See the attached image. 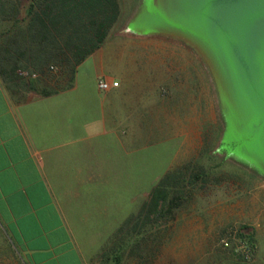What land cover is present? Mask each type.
<instances>
[{
	"label": "crops",
	"instance_id": "1",
	"mask_svg": "<svg viewBox=\"0 0 264 264\" xmlns=\"http://www.w3.org/2000/svg\"><path fill=\"white\" fill-rule=\"evenodd\" d=\"M118 1L119 20L95 50L93 3L0 0V220L29 264H91L102 249L85 252L77 227L93 210L106 220L133 156L158 146L144 126L174 123L164 56L138 47L162 40L133 30L143 0ZM99 80L119 87L101 90ZM165 250L176 249L157 245L150 264Z\"/></svg>",
	"mask_w": 264,
	"mask_h": 264
},
{
	"label": "rangeland",
	"instance_id": "2",
	"mask_svg": "<svg viewBox=\"0 0 264 264\" xmlns=\"http://www.w3.org/2000/svg\"><path fill=\"white\" fill-rule=\"evenodd\" d=\"M151 1L143 0L144 9ZM144 36L162 40L138 47L143 48L139 52L164 56V68L160 71L164 75V107L173 113V119L168 122L174 123L144 126L146 129L142 130L152 139L149 143L158 146L142 149V153L133 156L131 173L126 170L121 175L126 187L117 190L116 203L109 217L101 220L93 210L87 222L77 227V241L91 255L109 244L111 237L104 235L115 233L124 221L118 224L115 214H126V219L137 212L145 198L149 199L155 177L163 176L171 155L179 154L174 157L170 170L193 161L204 166L211 178L206 188L199 189L193 202L178 216L170 235L174 229L179 232H174L172 241L165 242L178 251L166 253L169 250H165L164 258L159 256L155 264H237L219 243L227 227H248L254 233L255 253L247 262L238 264H254L259 258L264 262V243H259L264 236H255L264 234V174L248 161L227 157L229 123L209 65L199 50L182 38L158 33ZM145 153L144 158L139 155ZM132 198L137 201L132 202ZM0 264H29L2 220ZM91 264L102 263L94 256Z\"/></svg>",
	"mask_w": 264,
	"mask_h": 264
},
{
	"label": "water",
	"instance_id": "3",
	"mask_svg": "<svg viewBox=\"0 0 264 264\" xmlns=\"http://www.w3.org/2000/svg\"><path fill=\"white\" fill-rule=\"evenodd\" d=\"M133 30L182 38L202 54L229 123L226 146L264 174V0H152Z\"/></svg>",
	"mask_w": 264,
	"mask_h": 264
},
{
	"label": "trees",
	"instance_id": "4",
	"mask_svg": "<svg viewBox=\"0 0 264 264\" xmlns=\"http://www.w3.org/2000/svg\"><path fill=\"white\" fill-rule=\"evenodd\" d=\"M85 1L93 3L95 10V46L92 48L97 50L113 24L118 22L120 5L118 0ZM91 3L88 4L92 6ZM226 150L227 157H239L232 146L228 145ZM210 178L205 167L193 161L166 172L152 188L148 201L122 223L109 244L97 255V260L102 264H127V261L150 264L149 257H154L156 246L169 239L178 216L193 202L197 191L206 188ZM219 243L235 263H245L255 253L254 233L248 227L225 228Z\"/></svg>",
	"mask_w": 264,
	"mask_h": 264
},
{
	"label": "built area",
	"instance_id": "5",
	"mask_svg": "<svg viewBox=\"0 0 264 264\" xmlns=\"http://www.w3.org/2000/svg\"><path fill=\"white\" fill-rule=\"evenodd\" d=\"M98 85H99V88H100L101 90L109 91V90H111V89H113V88H117V87H119V82H116V81L99 80V84H98ZM222 242L227 246L225 240H223ZM251 257H252V255H251Z\"/></svg>",
	"mask_w": 264,
	"mask_h": 264
}]
</instances>
